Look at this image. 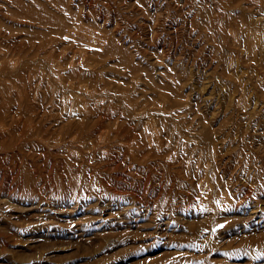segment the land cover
I'll list each match as a JSON object with an SVG mask.
<instances>
[{
  "label": "rangeland",
  "instance_id": "obj_1",
  "mask_svg": "<svg viewBox=\"0 0 264 264\" xmlns=\"http://www.w3.org/2000/svg\"><path fill=\"white\" fill-rule=\"evenodd\" d=\"M0 264H264V0H0Z\"/></svg>",
  "mask_w": 264,
  "mask_h": 264
}]
</instances>
